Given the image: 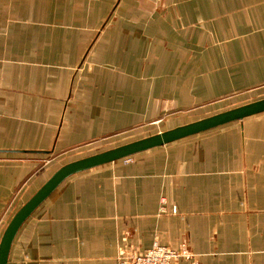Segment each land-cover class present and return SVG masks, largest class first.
I'll use <instances>...</instances> for the list:
<instances>
[{
	"label": "crops",
	"instance_id": "crops-1",
	"mask_svg": "<svg viewBox=\"0 0 264 264\" xmlns=\"http://www.w3.org/2000/svg\"><path fill=\"white\" fill-rule=\"evenodd\" d=\"M263 85L264 0H0V239L65 164ZM130 157L63 180L8 264H264V112Z\"/></svg>",
	"mask_w": 264,
	"mask_h": 264
},
{
	"label": "water",
	"instance_id": "water-1",
	"mask_svg": "<svg viewBox=\"0 0 264 264\" xmlns=\"http://www.w3.org/2000/svg\"><path fill=\"white\" fill-rule=\"evenodd\" d=\"M262 112H264V98L65 164L11 218L0 239V264H8L12 243L26 219L63 180L72 174L130 157L136 153Z\"/></svg>",
	"mask_w": 264,
	"mask_h": 264
},
{
	"label": "built area",
	"instance_id": "built-area-1",
	"mask_svg": "<svg viewBox=\"0 0 264 264\" xmlns=\"http://www.w3.org/2000/svg\"><path fill=\"white\" fill-rule=\"evenodd\" d=\"M125 161L131 162L132 158L126 157ZM161 210L166 211L163 207ZM171 211L176 213L177 207H171ZM180 257L181 254L178 251L155 241L153 246L144 253H138L131 257H121L119 264H175Z\"/></svg>",
	"mask_w": 264,
	"mask_h": 264
},
{
	"label": "rangeland",
	"instance_id": "rangeland-1",
	"mask_svg": "<svg viewBox=\"0 0 264 264\" xmlns=\"http://www.w3.org/2000/svg\"><path fill=\"white\" fill-rule=\"evenodd\" d=\"M263 98H264V85L263 86H257L255 88H251L250 90H247V91L238 92L235 95H232L226 99L221 100V102L217 105V107L215 106L210 111H208L209 109H207L206 111L205 110L198 111L197 113H195L193 115L194 116L193 119H196L199 117H204V116H207V115H210L213 113H217L219 111H225L227 109L239 107V106H242V105L254 102L256 100L263 99ZM183 119H185V117ZM159 126L161 127L159 129H163L164 127H166V125L163 127L161 125V123L159 124ZM236 126H238V125H236ZM157 128L155 130H159ZM112 144L113 143H111V145Z\"/></svg>",
	"mask_w": 264,
	"mask_h": 264
}]
</instances>
